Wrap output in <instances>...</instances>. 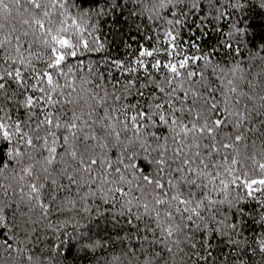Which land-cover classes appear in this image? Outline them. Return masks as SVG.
Returning a JSON list of instances; mask_svg holds the SVG:
<instances>
[{
	"label": "snow or ice",
	"instance_id": "6c2138e0",
	"mask_svg": "<svg viewBox=\"0 0 264 264\" xmlns=\"http://www.w3.org/2000/svg\"><path fill=\"white\" fill-rule=\"evenodd\" d=\"M253 6L264 12V0H0L4 196L16 188L42 218L66 208L103 217L123 237L97 264H264V43L240 59ZM114 14L146 17L154 35L85 64ZM210 30L216 42L201 48L195 34ZM0 223L25 232L0 264H61L65 243L105 244L78 231V214L49 225L47 254L23 246L27 222L0 208Z\"/></svg>",
	"mask_w": 264,
	"mask_h": 264
},
{
	"label": "trees",
	"instance_id": "16d2710c",
	"mask_svg": "<svg viewBox=\"0 0 264 264\" xmlns=\"http://www.w3.org/2000/svg\"><path fill=\"white\" fill-rule=\"evenodd\" d=\"M129 7H131V4H129ZM246 19H248L249 21L251 31L248 35V48L242 49V52L240 54V59L242 61L249 60V49H251L253 45L264 43V23H262L264 22V12L253 6ZM137 25H139V27H137ZM149 27L150 22L146 17L133 16L130 18L127 14H114L110 18H105L103 20V28L99 33L101 42L105 43V47L95 53H86L85 56L81 58L84 59L85 64H87L89 58L99 60L101 58L107 57L109 54L114 58L125 56L127 55L125 51L126 44L131 43L133 47H135L136 41L144 40L146 36L154 35V32L149 33ZM189 27H192L191 20L189 21ZM182 35L188 36L187 29L182 32ZM195 35L200 37L201 48L210 49L211 46L216 42L219 34L215 31L210 30L207 36H202L200 31H197ZM189 39H191V37H189ZM89 40H91V37H89ZM145 43L151 46V41L145 40ZM217 58H221L222 62L223 59H227L229 62H231L232 59L230 55L226 57H220L219 53ZM71 62L73 66H75L76 58H71ZM251 63L252 67L250 68V71H258L261 61L259 59H253ZM245 67H248L247 63L245 64ZM206 75L209 79H212L211 69L207 70ZM217 88H220L219 84L217 85ZM217 98L219 99L218 93ZM158 131L161 132L162 138L163 133L166 132L167 129H158ZM256 134L259 135L260 133L257 132ZM6 159H8L7 147L5 146V142L3 140H0V162ZM10 175L11 164L7 171H0V181L3 182L0 183V208L3 209V214L6 216L7 221L12 225L27 222V227L30 230V235L28 238V242L23 245L24 247L37 252L43 249L45 254H47L49 246L54 243L56 238L55 228L50 227L49 225H56L58 227L59 225H57V220H63L66 217L75 218V214H78L85 220V223L80 229H78V231L87 235H91L94 239H100L104 241L105 244L97 248L94 252L89 251L87 253H83L76 248L74 242L70 244L65 243V253L59 256L61 264H97L98 260L102 261L105 259V252H108L112 248H116L117 250L121 248V240L117 237H123V232L119 229H114L113 226L108 223L103 217H98L95 215L88 217L83 212H81L79 208H66L62 213L53 211L52 214L48 215L46 218H42L39 215L38 211L31 209L30 204L26 198V194L20 193L16 190V188H7L10 198L5 197L3 193L5 190V186L8 183V177ZM49 192L50 189L46 187V195ZM63 194V190L58 193V195ZM96 203L101 204V206L105 209L109 207L107 203H103L99 199L96 200ZM246 203L248 208L255 207L254 202ZM251 223L252 221H249V224ZM68 227L74 228L75 226L69 225ZM254 230L258 233L260 231L259 226H256ZM62 231H67V229H62ZM249 231L251 232L253 231V229L250 228ZM14 232L19 236L21 241L24 240L25 232L23 228H21L19 232H16L15 227L9 229L5 226V224L0 223V254L4 253L5 243L13 246L17 245L18 242L13 237ZM68 234L71 235V232H69ZM133 235H135V233H133ZM61 240H63V237H61ZM123 244L135 246L137 248L139 247V242L135 240L130 242L129 240L124 239Z\"/></svg>",
	"mask_w": 264,
	"mask_h": 264
}]
</instances>
